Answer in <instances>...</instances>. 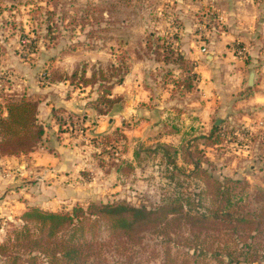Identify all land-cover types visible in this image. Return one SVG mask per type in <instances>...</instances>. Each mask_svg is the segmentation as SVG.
Instances as JSON below:
<instances>
[{
    "label": "rangeland",
    "instance_id": "1",
    "mask_svg": "<svg viewBox=\"0 0 264 264\" xmlns=\"http://www.w3.org/2000/svg\"><path fill=\"white\" fill-rule=\"evenodd\" d=\"M168 1L58 0V17L62 5L65 15L63 20L58 19L56 38L51 41L45 22L41 26L36 23L30 10L34 3L43 4L45 0H0V89L6 94L28 93L36 98H71L72 106L80 110L73 113L68 106L57 108L61 123L75 116L84 121L93 120L95 125L100 119L117 123L105 134H93L97 168L86 171L84 179L88 183L82 181L76 185L79 188L71 191L54 184L53 175H45L46 170L41 175V170L31 163L29 153L13 156L17 158L13 161H1L0 242L11 228L8 223L19 224V217L28 206L64 212L75 204L86 206L92 200L104 203L125 200L133 205L155 207L166 199H180L186 207L188 204L209 206V200L201 194L207 188L203 179L207 172L216 180L224 177L241 180L233 202L239 212L251 215L255 221L230 230L231 238L227 234L228 226L207 225V233L200 240L213 250L219 241L218 234L222 233L223 239H230L228 242L232 244L231 264H264V106L247 102L253 86L247 85L243 77L241 89L227 95L223 108L212 110L202 120L203 124L187 127L200 119L193 113H189L191 118L182 117L180 112L187 111L183 94L178 91L170 94L162 83L166 69H172L175 73L169 81L175 88L172 80L178 78L179 67L171 62H165V70L160 72L152 67L157 62L156 51L164 53L161 46L178 39L180 23ZM72 17L79 18L77 24L70 25ZM132 57L141 58L139 63L146 67L144 81L152 95L150 101L139 102L146 107L141 112L125 113L124 97H118L108 109L95 101L97 87L84 86L82 82L70 84L76 70L84 68L89 78L94 67L102 66L106 71L120 59L130 67ZM244 61L248 62L249 58ZM228 66L219 65L212 80L230 88L238 80L232 81ZM254 69L247 67L245 73ZM118 85L115 83L113 88H119ZM114 105V114L109 116ZM180 120L191 123L181 124ZM156 122H163L162 126L156 127ZM141 123L142 127L147 126L142 128V139L137 143L138 155L131 162L122 159L119 165L120 156L127 149V131ZM172 123L176 129L171 127ZM213 126L217 128L209 136ZM163 136L164 140L155 141ZM194 160L201 163L198 171H194ZM73 190L81 193H72ZM189 235L186 227L174 225L170 239L146 231L137 244L117 248L101 223L96 226L95 239L103 244L104 264H226L229 260L217 261L219 250L188 249L186 246L194 244L187 240L191 238ZM0 264H3L1 258Z\"/></svg>",
    "mask_w": 264,
    "mask_h": 264
},
{
    "label": "trees",
    "instance_id": "2",
    "mask_svg": "<svg viewBox=\"0 0 264 264\" xmlns=\"http://www.w3.org/2000/svg\"><path fill=\"white\" fill-rule=\"evenodd\" d=\"M57 2L58 0H45L43 4L34 3V8L30 9L36 23L41 26V23L45 22V30L51 41L56 38L58 19L63 20L65 15V5H62L61 15L58 17ZM68 4L72 6V2ZM76 19L79 18L72 17L70 25L77 24ZM157 48L165 51L164 53L156 51L157 62H171L182 71V76L172 80L175 90L191 91L197 82V75L192 65L168 43ZM128 70L129 65L123 59L107 67L108 75L102 66H98L94 67L88 78L85 76V69L81 68L73 72L70 84L82 82L84 86L97 87L98 95L95 101L110 109L119 97L112 96L113 85L121 83ZM38 105L39 99L33 95L6 94L0 89V158L30 153L41 142L44 127L38 120ZM58 121L61 123L60 120ZM216 128L217 126H213L209 136ZM168 148L163 146V149ZM122 163L120 161L119 165ZM192 164L194 171H198L201 167L200 161L194 160ZM203 179L207 188L201 194L206 196L210 204L202 208L192 207L189 204L186 207L180 199L162 200L155 207L133 205L125 200L105 203L92 200L86 206L75 204L64 212L28 206L19 217V224L8 223L11 228L7 231L4 241L0 242L2 263L104 264L101 262L103 244L95 239L96 226L104 223L117 248L124 244H137L141 234L146 231L157 233L167 240L171 238L172 226H183L190 233L191 238L187 240L194 242L187 244L188 249L198 252L219 250L217 261L225 262L228 258L225 263L231 264L233 250L231 242H228L230 239L225 241L223 234H218L219 241L212 250L211 246L200 240L201 235L207 233L205 232L207 225H220L228 226L227 234L231 238L230 230H237L236 228L242 224L252 225L255 218L239 212L233 202L235 192L242 184L241 180L229 177L216 180L207 172H204ZM86 234H90V237ZM165 262L167 263V258Z\"/></svg>",
    "mask_w": 264,
    "mask_h": 264
},
{
    "label": "crops",
    "instance_id": "3",
    "mask_svg": "<svg viewBox=\"0 0 264 264\" xmlns=\"http://www.w3.org/2000/svg\"><path fill=\"white\" fill-rule=\"evenodd\" d=\"M168 2L171 4V9L174 7L173 16L180 23L178 32L180 36L177 35V41L168 44L184 56L197 75V82L191 91L178 92L183 94L182 99L187 109L186 112H180L182 117L191 118L189 113H193L200 121L195 122L196 124H188L191 121L180 120L179 123L188 124V128L197 127L203 124L202 120L207 118L212 110L223 108L227 95L241 89L243 77L248 85L250 71L245 73L247 67L255 68L252 81L253 93L248 97L247 102L264 106V0H169ZM244 58H249V61H244ZM132 59V65L119 83V88H112V96L124 97L122 110L125 113L136 114L141 112L142 108H146L140 106L139 102L150 101L152 95L144 81L146 67L139 63L142 61L141 58L132 57ZM223 63L229 64L232 81L238 80L230 88L212 80L216 68ZM164 64L158 61L152 67L160 72L165 70ZM155 65H158V68ZM259 67L262 72H259ZM166 71L162 83L165 84L166 91L171 94L176 90L169 78L174 76L175 72L172 69ZM178 71V77L182 76V71L180 69ZM38 99V120L44 127V134L38 146L29 153L30 161L36 166V170H41V175L44 170L47 171L45 175H53V183L59 188L66 191L79 188L76 185H80V182L88 183L84 179L86 171L96 167L93 155L97 148L92 143L91 137L93 134L107 133L110 126L117 123L112 124L110 120L105 122L100 119L96 120L95 125L92 123L93 120L84 121L78 116L69 117L66 122L59 123L57 108L66 109L68 106L73 113H76L75 110H80L72 106L73 100L61 96L48 98L44 96ZM162 123L156 122V127L162 126ZM142 125L143 123L137 124L127 131V139H125L127 149L120 156L121 162L122 159L131 162L138 155V141H141L142 128L147 124L143 127ZM171 127L176 129L173 123ZM164 139L163 136L155 141ZM14 159L17 158L3 156L0 158V163ZM51 180L50 178L49 181ZM73 191L72 193H81L78 190Z\"/></svg>",
    "mask_w": 264,
    "mask_h": 264
},
{
    "label": "water",
    "instance_id": "4",
    "mask_svg": "<svg viewBox=\"0 0 264 264\" xmlns=\"http://www.w3.org/2000/svg\"><path fill=\"white\" fill-rule=\"evenodd\" d=\"M253 77H254V72H250L249 78H248V85H252ZM115 108H116V106L114 105L111 112H109V116H112L114 114Z\"/></svg>",
    "mask_w": 264,
    "mask_h": 264
}]
</instances>
